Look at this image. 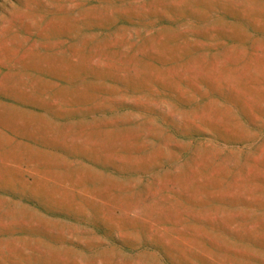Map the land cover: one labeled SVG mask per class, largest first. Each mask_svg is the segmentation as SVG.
<instances>
[{
	"label": "rangeland",
	"instance_id": "1",
	"mask_svg": "<svg viewBox=\"0 0 264 264\" xmlns=\"http://www.w3.org/2000/svg\"><path fill=\"white\" fill-rule=\"evenodd\" d=\"M0 264H264V0H0Z\"/></svg>",
	"mask_w": 264,
	"mask_h": 264
}]
</instances>
